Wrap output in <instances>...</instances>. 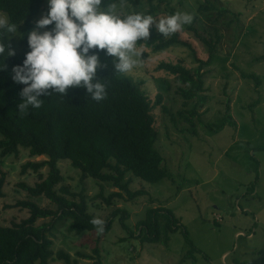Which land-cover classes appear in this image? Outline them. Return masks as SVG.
Instances as JSON below:
<instances>
[{"label":"rangeland","instance_id":"rangeland-1","mask_svg":"<svg viewBox=\"0 0 264 264\" xmlns=\"http://www.w3.org/2000/svg\"><path fill=\"white\" fill-rule=\"evenodd\" d=\"M205 1L139 0L138 4L131 1L101 7L121 17L140 12L159 19L188 12L197 16L196 26L201 34L221 35L216 58L202 70L206 102L198 110L202 113L200 121L199 117H191L192 122L185 120L184 117H190L187 111L192 109L195 100L185 102L178 93V87L183 84L157 67L160 62H180L194 70L198 62L187 47L155 51L145 41H137L139 55L134 59L138 63L129 73H124L141 83L151 103H155L156 94L162 95V101L151 113L158 132L155 147L171 176L148 183L128 174L127 178H132L129 188L143 189L148 194L128 201L123 193V198H115L107 205L93 196L100 191L107 196L118 189L91 177L81 179L80 170L67 159L57 162L64 179L57 187L66 185L75 192L84 189L88 210L96 217L107 220L113 209L125 208L129 211L126 224L133 233H138L137 223L145 217L147 209L169 208L186 227L200 252L184 260L187 245L180 230L170 234L168 244L163 245L141 242L136 234L130 236L118 216L113 218L109 231L100 234L69 231L71 219L67 217L57 220L54 230L47 234L53 240L52 256L47 264H65L56 258L58 250L69 253L79 264H92L96 260L93 253L96 246L100 250V264H264V58H261L264 55V0H210L225 9L221 14L214 10L198 12ZM151 5L156 7L152 13ZM0 15L8 21L5 13ZM15 26L17 32L11 34L17 40L20 26ZM184 34L198 57L206 59V48L201 42L191 31L186 30ZM241 73L257 74L260 85L257 87ZM163 105L174 120L163 110ZM229 120L235 126L229 125ZM223 121V127L212 132L205 126ZM46 159L45 155L30 157L24 148H20L18 156L0 155L4 193L0 197V226H10L28 216L26 209L14 206L18 200L30 198L41 206L54 207L44 197H29L18 186L20 182L33 185L40 178L32 170L21 174L23 163ZM47 171L44 166L39 173L44 177ZM49 220L39 219L37 224ZM77 252L90 257H80Z\"/></svg>","mask_w":264,"mask_h":264},{"label":"trees","instance_id":"trees-1","mask_svg":"<svg viewBox=\"0 0 264 264\" xmlns=\"http://www.w3.org/2000/svg\"><path fill=\"white\" fill-rule=\"evenodd\" d=\"M131 1L134 4L139 3V0H102L101 7L109 8ZM155 9L151 5L150 13ZM47 10V0H0V12L6 14L8 23L20 26L17 40L12 34L0 30V42L8 41L9 47L15 53L5 58L0 57V155L18 156L20 148H24L28 150L30 157L47 156L46 160L27 161L22 164L21 174L32 170L40 178L33 185L20 182L18 186L29 197H44L54 206H41L30 198L16 202L14 206L26 209L28 216L19 222H12L10 226H0V264H34L37 261L47 264L52 256L50 247L53 244L47 234L54 230L57 220L69 217V231H96L90 223L96 216L88 210L85 190L75 192L66 185L57 187L64 180L57 165L58 160H69L74 168L80 170L83 180L91 177L118 189L107 196L102 191L93 196V199H100L107 205H111L115 198H123V193L128 201L148 194L143 189L131 190L129 185L132 178H127L128 174L148 183H157L171 176L163 163V156L155 147L158 132L151 113L152 108L162 101V95L156 94L155 103H151L141 89L140 82H135L124 73L114 72L113 58L105 56L104 50L99 53L103 67L98 69L96 75L107 85L105 99L92 100L86 90L79 87L69 88L65 96L49 89L48 94L40 97V108L29 106L28 109L19 111L18 105L22 101L20 93L25 85L13 81L12 68L22 64L25 53L29 51L26 34L35 26L38 16L46 14ZM208 10L217 11L219 14L225 11L210 0L198 7V12ZM197 20V16H194L191 24L169 36H162L155 27L150 26V35L143 40L155 51L173 46L187 47L194 61L198 62L194 70L180 62H160L157 66L159 70L169 72L183 84L178 87V93L185 102L195 100L192 109L187 111L190 117H184L189 122H192L191 117H199L197 119L200 121L202 113L198 110L206 102L205 73L202 70L216 58L221 39V35L217 33L210 37L201 34L196 26ZM186 30L191 31L206 48V59L198 57L192 42L185 37ZM241 76L252 79L257 87L260 85L261 80L257 74L241 73ZM162 108L174 120L172 113L164 105ZM179 115L183 116L181 112ZM228 123L235 126L230 120ZM224 124L225 121L205 126L212 132ZM44 166H47L48 171L43 177L39 170ZM2 185L1 180L0 197L4 196ZM116 216L122 228L130 236L136 234L141 242L167 245L170 234L180 230L187 245L184 260L192 259L194 252H200L186 227L169 208L147 209L145 217L137 223L138 233H133L126 224L129 211L115 208L110 217L103 220L105 227L102 233L109 231ZM47 218L50 220L37 224L39 219ZM93 253L96 260L92 264H100L99 247H94ZM77 255L90 257L78 252ZM55 256L65 264H79L76 258L73 259L63 250H58Z\"/></svg>","mask_w":264,"mask_h":264},{"label":"clouds","instance_id":"clouds-1","mask_svg":"<svg viewBox=\"0 0 264 264\" xmlns=\"http://www.w3.org/2000/svg\"><path fill=\"white\" fill-rule=\"evenodd\" d=\"M102 0H47V13L27 32L29 51L21 65L13 66L12 79L25 85L21 90L19 111L40 108L41 96L51 92L66 95L69 88H83L92 100L107 96V85L96 73L102 68L99 53L112 57L114 72L129 73L138 63L134 57L137 41L149 37L154 25L162 36H169L192 23L188 12H176L163 18L140 12L123 17L111 10L101 9ZM51 25V28L46 26ZM41 29H44L41 31ZM0 30L17 32L0 15ZM14 50L0 42V57L14 55ZM90 223L98 233L104 231L105 222L93 217Z\"/></svg>","mask_w":264,"mask_h":264}]
</instances>
